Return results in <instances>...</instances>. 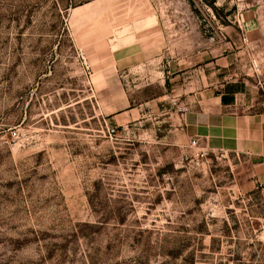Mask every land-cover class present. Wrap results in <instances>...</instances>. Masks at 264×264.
<instances>
[{
  "label": "rangeland",
  "instance_id": "1",
  "mask_svg": "<svg viewBox=\"0 0 264 264\" xmlns=\"http://www.w3.org/2000/svg\"><path fill=\"white\" fill-rule=\"evenodd\" d=\"M91 1L0 0V264H264L260 160L197 156L165 96L215 71L264 112V0H98L74 24Z\"/></svg>",
  "mask_w": 264,
  "mask_h": 264
},
{
  "label": "crops",
  "instance_id": "2",
  "mask_svg": "<svg viewBox=\"0 0 264 264\" xmlns=\"http://www.w3.org/2000/svg\"><path fill=\"white\" fill-rule=\"evenodd\" d=\"M175 80L171 93L165 96L188 108L182 114L187 136L199 138L213 151L256 157L264 174V112L251 111L255 98L248 83L232 79L217 85L215 71L206 70L201 78L196 71L186 70Z\"/></svg>",
  "mask_w": 264,
  "mask_h": 264
},
{
  "label": "bare ground",
  "instance_id": "3",
  "mask_svg": "<svg viewBox=\"0 0 264 264\" xmlns=\"http://www.w3.org/2000/svg\"><path fill=\"white\" fill-rule=\"evenodd\" d=\"M98 4H99V1L98 0H95V1H91V2H88V3H85L83 5H80V6H77V7H74L72 8V14H71V19H72V22L74 24H77L78 22H80V20L83 18V23L93 17L95 15V12L97 10V7H98ZM105 18H107V23H106V20H105V27L107 26H110L109 24H114L115 21H122L124 20V17L125 16H118L116 17L114 20H111L113 18V16H104ZM110 18V20H109ZM102 49L103 51H106L105 49L107 48L106 45H105V41H101L100 43L99 42H95V43H91V44H87L86 45V51L88 53L92 52L94 49ZM98 51V50H97ZM109 50L107 49L106 52H108ZM109 53V52H108ZM107 54L106 53H102V54H99V58H104Z\"/></svg>",
  "mask_w": 264,
  "mask_h": 264
},
{
  "label": "built area",
  "instance_id": "4",
  "mask_svg": "<svg viewBox=\"0 0 264 264\" xmlns=\"http://www.w3.org/2000/svg\"><path fill=\"white\" fill-rule=\"evenodd\" d=\"M245 43H247V44L249 43V38L248 37H245ZM83 63L85 65L86 69H90V64H89L88 60L85 57H83ZM252 67H253V70L256 73H262L260 64H259V62L257 60H253L252 61ZM107 131H108V134L111 135V136L116 135L117 134V127L116 126H108L107 127ZM199 142H200L199 138H192L190 140L189 146L191 148H193L194 150H196L195 153L197 154V156H199V155H202V156L207 155V151H205L204 148H200Z\"/></svg>",
  "mask_w": 264,
  "mask_h": 264
}]
</instances>
